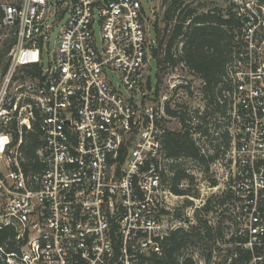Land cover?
I'll return each mask as SVG.
<instances>
[{"label":"built area","instance_id":"built-area-1","mask_svg":"<svg viewBox=\"0 0 264 264\" xmlns=\"http://www.w3.org/2000/svg\"><path fill=\"white\" fill-rule=\"evenodd\" d=\"M0 10L15 28L0 79V264H155L170 233L196 222L163 182L164 137L181 124L151 87L149 11L140 0H20ZM237 14L245 35L213 134L240 203L234 246L250 251L246 264H264V4ZM192 137L204 153L207 136Z\"/></svg>","mask_w":264,"mask_h":264},{"label":"trees","instance_id":"trees-1","mask_svg":"<svg viewBox=\"0 0 264 264\" xmlns=\"http://www.w3.org/2000/svg\"><path fill=\"white\" fill-rule=\"evenodd\" d=\"M171 4L174 6L176 2L173 1ZM237 8L238 6H234V9ZM170 9L167 11V20L173 18ZM232 10L231 7L225 12L220 9L197 12L195 8H187L183 14V10H180L179 14L181 15L177 17L178 22L173 26V31L166 42L164 56L160 60L161 63L171 67L183 64L190 73L198 77L203 84L202 93L205 103L201 111L194 110L193 112L176 105L175 108H171L170 103L166 104L167 114L171 117H178L181 124L180 130L168 131L164 137V151L170 163L167 166L168 175L164 176L163 182L174 195L183 196L189 193L188 190H184L180 186L182 182L189 181L190 183L194 179L187 172L186 162L196 163L207 170L209 164L222 154L217 142L219 139L214 136L213 130L218 128L216 120L227 114L226 109L230 103L228 94L233 91L230 75L235 60L234 52L240 48L236 37L245 35L246 23V20ZM2 16L3 12L0 11V23ZM261 30L264 31V28ZM177 43L181 45L179 50L178 46L175 45ZM13 44L14 37L5 40L3 43L4 48L0 53V74L2 75L8 67L9 61L6 57ZM162 44L163 40H160L157 48L152 50L154 57H158V49L161 48ZM157 74L156 71V78L158 77ZM208 119L210 120L208 121ZM194 132L207 136V151L210 152H202L203 150L192 137ZM221 139L222 144L227 148L229 145L228 135L225 133ZM209 200L203 207L207 213L211 209ZM257 209L264 224V200L258 202ZM202 229L204 230L203 233ZM216 232L221 236L219 228L213 227L208 220H198L197 225L192 226L189 231L179 229L171 232L163 254L155 264H196L192 259L193 255L188 253L190 247L195 245L202 246V257L204 256L205 264H209L212 257L210 247L213 246L214 233ZM238 240L242 243L245 242L244 238ZM262 240L264 241V236ZM230 241L234 249L230 252L228 263L225 260L226 264H246L249 262L251 259L250 251L234 246L236 241L234 235ZM254 252L259 254L257 248L254 249Z\"/></svg>","mask_w":264,"mask_h":264},{"label":"rangeland","instance_id":"rangeland-1","mask_svg":"<svg viewBox=\"0 0 264 264\" xmlns=\"http://www.w3.org/2000/svg\"><path fill=\"white\" fill-rule=\"evenodd\" d=\"M149 11L148 15V31L149 39L155 42L153 49L157 48L158 42L163 40L161 48L158 49V57H154L151 51L150 66H151V87L154 89L157 86V92L161 97L168 96L171 102V107L175 108V105L180 108H185L189 112L194 110L201 111L205 105L203 100V90L202 81L190 73L183 64H178L175 67H171L168 64L161 63L165 52V46L171 32L173 31V26L178 22V16L180 10L182 14L187 10V8H195L197 12H207V10L220 9L223 12L227 11L229 8L234 6H239L245 3H256L264 4V0H140ZM175 1L176 5L172 6V2ZM20 0H0V5L4 4H18ZM179 5V6H178ZM171 8V9H170ZM171 10V15L173 18L171 20L166 19L167 11ZM1 11V10H0ZM175 15H177L175 17ZM62 22L54 29L51 33L52 40L54 36L59 31ZM264 31L260 30L257 35H263ZM15 28L4 26L0 23V53L3 50V43L5 40L14 37ZM180 48V44H175ZM174 45V47H175ZM11 50V49H10ZM9 53L7 55V61H9ZM160 61V63H159ZM156 71L158 77L156 78ZM233 71V69H232ZM1 72V70H0ZM2 74H0V79ZM229 104L227 106L226 112H228ZM210 119H208L209 121ZM195 122V121H194ZM170 128L173 130H179V125L177 121L170 124ZM208 144L206 143L205 150L207 151ZM220 151L221 148H220ZM228 157L223 156V152L220 157L209 164L208 169L198 166L193 162H186L185 165L189 170V174L194 178L192 182L185 181L184 185L181 187L184 190H188V195H183L181 199V207H190L189 213H192V218L194 219L195 225H197L198 220H208L213 227L219 228L221 236L218 239L214 233L213 246L210 247L212 250V257L214 254L217 256V261L220 263H228V258L230 257V252L234 249L231 245V237L233 236L234 230L238 228V224L234 222L232 215V210L236 206L240 205L238 200H234V193L231 187L233 186V175L228 169L227 160ZM225 168V169H224ZM231 181V182H230ZM215 183V185H213ZM236 188L238 194H247L243 190ZM187 196L193 198V201L187 199ZM208 197L210 200L209 213L203 209H199L200 200ZM198 207V208H197ZM181 212H176L175 216L178 215V219L181 218ZM213 233V231H212ZM202 246L195 245L190 247L189 255H196L197 258L202 257ZM187 253V254H188ZM205 254V253H204ZM212 257L209 264H213ZM226 260V262H225Z\"/></svg>","mask_w":264,"mask_h":264}]
</instances>
